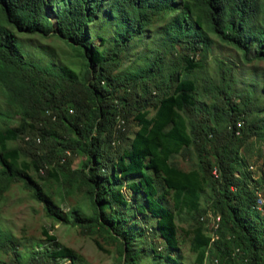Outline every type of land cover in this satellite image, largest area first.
<instances>
[{
  "label": "trees",
  "instance_id": "1",
  "mask_svg": "<svg viewBox=\"0 0 264 264\" xmlns=\"http://www.w3.org/2000/svg\"><path fill=\"white\" fill-rule=\"evenodd\" d=\"M261 61L264 0H0V210L19 182L118 264H185L180 230L193 264H264V170L245 150L264 142ZM54 185L83 203L62 210ZM53 229L30 247L0 215V264H91Z\"/></svg>",
  "mask_w": 264,
  "mask_h": 264
},
{
  "label": "rangeland",
  "instance_id": "2",
  "mask_svg": "<svg viewBox=\"0 0 264 264\" xmlns=\"http://www.w3.org/2000/svg\"><path fill=\"white\" fill-rule=\"evenodd\" d=\"M46 44H54L58 48L63 50L68 49V45L60 39L48 36L40 37ZM123 66H127L124 63ZM260 66L264 67V61L260 62ZM263 102V101H262ZM263 116V115H262ZM131 129H137L134 125ZM38 141V140H37ZM39 142V141H38ZM15 145H25L23 142H13ZM247 158L250 161V168L258 175L264 170V142L259 141L257 136L251 137L247 142L245 148ZM74 162L73 168L81 165V159L85 156H73ZM181 164L184 167H190L187 159L179 157ZM35 177L40 183L44 181L43 178L38 176L35 171ZM53 191L56 193V185L53 186ZM261 193V202L264 203V188ZM64 199H61L60 194L54 195L61 209L66 211L72 206L80 205L84 201L85 193L83 189H77L72 194H68L63 190ZM5 199L1 203L0 215L4 222L12 228L17 236L22 238L30 247H39L48 245L46 235L43 230L45 227L55 223V229L51 230L58 237V241L62 244L69 246L76 250L83 258L84 261L91 264H118L120 261V253L118 246L115 242L106 239L99 233L89 234L84 232L81 227L66 224L64 222H55L54 218L47 214L44 204L35 199L31 195V190L24 187L22 183H14L4 194ZM264 216V215H263ZM202 220L208 219L207 226L209 227V233L213 235L214 225L220 220V216H215L212 210L206 214V217H202ZM192 220L179 221V224L183 229H188ZM180 238L182 239V251L185 264H193L195 261L196 253L191 250L190 238L185 231L180 230ZM97 241H99L103 248L99 247ZM216 259H208L207 264H214ZM63 264H71V260H65ZM142 264H151V259L143 260Z\"/></svg>",
  "mask_w": 264,
  "mask_h": 264
},
{
  "label": "built area",
  "instance_id": "3",
  "mask_svg": "<svg viewBox=\"0 0 264 264\" xmlns=\"http://www.w3.org/2000/svg\"><path fill=\"white\" fill-rule=\"evenodd\" d=\"M240 131H241V130H240V129H238V130H237V133H238V134H240Z\"/></svg>",
  "mask_w": 264,
  "mask_h": 264
}]
</instances>
